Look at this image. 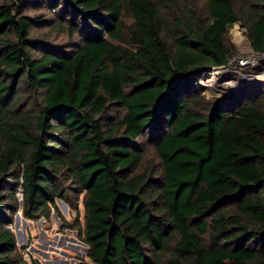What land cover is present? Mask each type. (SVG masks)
<instances>
[{
  "label": "trees",
  "instance_id": "trees-1",
  "mask_svg": "<svg viewBox=\"0 0 264 264\" xmlns=\"http://www.w3.org/2000/svg\"><path fill=\"white\" fill-rule=\"evenodd\" d=\"M236 23L264 55V0H0V264L80 199L77 264H264V80L197 85Z\"/></svg>",
  "mask_w": 264,
  "mask_h": 264
},
{
  "label": "rangeland",
  "instance_id": "rangeland-1",
  "mask_svg": "<svg viewBox=\"0 0 264 264\" xmlns=\"http://www.w3.org/2000/svg\"><path fill=\"white\" fill-rule=\"evenodd\" d=\"M230 39L236 45L239 55L231 60L227 67L214 68L197 82L207 97L222 98L247 85L264 80V71L261 68L264 65V55H258L252 50L239 23L232 27ZM216 72L219 74L215 75ZM62 202L64 201L57 200L60 215L53 211L50 220H29L23 216L21 206L15 215L10 228L15 232L22 255L30 264L34 261L38 264H77L89 261L88 247L73 228L78 217L84 223L82 199L79 201L78 210L66 202V205H63Z\"/></svg>",
  "mask_w": 264,
  "mask_h": 264
},
{
  "label": "bare ground",
  "instance_id": "bare-ground-1",
  "mask_svg": "<svg viewBox=\"0 0 264 264\" xmlns=\"http://www.w3.org/2000/svg\"><path fill=\"white\" fill-rule=\"evenodd\" d=\"M216 74H219V72H216L215 75H216ZM232 82H233V81H232ZM219 83H220V82H219ZM210 84H211V83H210ZM226 84H227V85H231V83H226ZM222 88H223V87H222ZM220 90H221V89H220ZM220 90H219V91H220Z\"/></svg>",
  "mask_w": 264,
  "mask_h": 264
},
{
  "label": "built area",
  "instance_id": "built-area-1",
  "mask_svg": "<svg viewBox=\"0 0 264 264\" xmlns=\"http://www.w3.org/2000/svg\"><path fill=\"white\" fill-rule=\"evenodd\" d=\"M258 55H260V54H258ZM20 196H22V193H20Z\"/></svg>",
  "mask_w": 264,
  "mask_h": 264
},
{
  "label": "water",
  "instance_id": "water-1",
  "mask_svg": "<svg viewBox=\"0 0 264 264\" xmlns=\"http://www.w3.org/2000/svg\"><path fill=\"white\" fill-rule=\"evenodd\" d=\"M63 205H66L64 202H62Z\"/></svg>",
  "mask_w": 264,
  "mask_h": 264
}]
</instances>
